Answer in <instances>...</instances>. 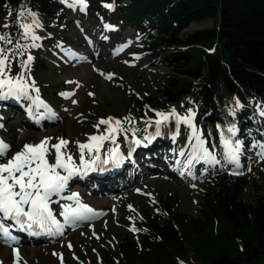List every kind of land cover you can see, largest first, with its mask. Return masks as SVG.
Listing matches in <instances>:
<instances>
[{
    "label": "trees",
    "instance_id": "obj_1",
    "mask_svg": "<svg viewBox=\"0 0 264 264\" xmlns=\"http://www.w3.org/2000/svg\"><path fill=\"white\" fill-rule=\"evenodd\" d=\"M73 5L95 23L116 13L115 22L141 37L138 47L172 70L162 96L135 97L125 113L114 114L119 123L105 138L130 137L142 143L141 156L156 157L161 141L174 138L164 126L191 110L210 154L201 165L209 178L198 216L181 212L167 194L133 237L90 264H264V194L257 192L264 188V163L252 173L264 141V0H0L9 13L0 26V62L10 79L28 81V64L40 59L26 20L54 35ZM207 21L212 28L188 31ZM162 115L170 116L164 125L157 123ZM249 186L256 190L253 204L244 199Z\"/></svg>",
    "mask_w": 264,
    "mask_h": 264
},
{
    "label": "rangeland",
    "instance_id": "obj_2",
    "mask_svg": "<svg viewBox=\"0 0 264 264\" xmlns=\"http://www.w3.org/2000/svg\"><path fill=\"white\" fill-rule=\"evenodd\" d=\"M73 9L74 14L62 31L54 35L42 31L33 18L26 20L31 38L38 41H34L37 45L33 47L40 55L39 61L46 63L37 68L39 61L30 62L26 83L10 79L0 62V144L3 149L0 166H10L18 161L25 163V175L17 185L33 178L44 195L57 187L60 193L53 199L59 217L72 206L75 198L85 208L98 210V215L92 216L89 224L70 225L68 232L56 239V248L48 258L50 264H90L111 253L124 237L136 234L139 220L146 217V212L154 213L153 208L158 209L155 203L167 194L173 196L176 208L181 212L190 217L198 216L200 193L209 178L208 168L201 165L210 154L202 134L195 128L191 110L188 111L190 116L176 114L175 121L164 126L174 138L181 135L176 154L177 144L169 136L167 141H161L164 149L154 154L156 157L149 153L141 156L142 143L130 137L105 138L119 123L114 114L125 113L135 97L147 93L158 98L162 96L159 88L172 70L161 66L152 54L138 47L141 37L135 29H124L121 23L115 22L116 13L100 17L99 24L91 27L94 18L88 19L81 6L73 5ZM8 19L9 13L0 10V26ZM104 23L117 26L111 38L108 33L102 36ZM212 27L213 22L209 21L193 24L188 31ZM44 36L47 41L42 40ZM21 87L23 90L19 91ZM10 93L13 96L8 102L13 106L6 109L1 102ZM21 97L25 98V109L20 104ZM31 102L35 109L40 104L35 118L28 114L33 111L29 108ZM186 102L187 98L180 105ZM261 116L264 117V110ZM27 120L33 124L26 123ZM259 147L260 154L252 166V173L264 163V141ZM101 149L102 154L99 153ZM114 149L120 150L119 158L126 166L122 173L126 170L130 174L137 165L143 177L131 184L121 178L122 186L114 189L103 186L111 183L116 174L107 180L101 178V174L90 175L89 180H84L86 167L97 159H104L105 163ZM135 149L138 157L132 153ZM46 158L52 163L50 167ZM72 173L86 182L74 181L67 186ZM258 185H262V181ZM29 191L31 188L23 187L16 199L21 201L23 194ZM255 191V187L249 186L244 193L245 201L253 204L257 199ZM257 192L264 194V188ZM31 195L32 191L30 198ZM0 246L7 250L11 247L4 242H0ZM41 247L27 244L20 248ZM3 261L6 264H34L26 253Z\"/></svg>",
    "mask_w": 264,
    "mask_h": 264
},
{
    "label": "bare ground",
    "instance_id": "obj_3",
    "mask_svg": "<svg viewBox=\"0 0 264 264\" xmlns=\"http://www.w3.org/2000/svg\"><path fill=\"white\" fill-rule=\"evenodd\" d=\"M100 55V54H99ZM9 97H7L4 101L1 103L4 104L5 108L7 109V106L10 107L9 100L12 98L13 93L8 94ZM26 102V101H24ZM25 104V103H24ZM40 105V104H38ZM34 106V102H31V108L30 110H33L32 112H29L28 114L31 116V118L34 116L36 117V110ZM19 105H17L18 107ZM25 109V108H24ZM43 111V109H41ZM41 112H39L40 115ZM1 117V116H0ZM26 123L33 124L30 122V120H27ZM154 137H148L147 142L152 143L154 141ZM2 145L0 144V151L2 152ZM99 153H103V150L101 149ZM3 156V153L0 154V157ZM120 156V150L116 151L114 155H109L108 163L110 166L115 167V172H111L109 168H106V175H108L104 180H107L109 178H114L115 174L112 175L111 173H116V178L113 179L111 183L106 184V186H103L106 189H114L116 187L122 186L120 179L123 178L127 180L128 184H131L134 182L133 180H138L139 178L143 177V175L140 173L139 169L137 168V165L134 169H132V172L130 174L122 173L125 169V165L122 163V161L119 158ZM105 157V155H104ZM118 157V158H117ZM48 167L51 166L50 159L46 158ZM52 160V158H51ZM96 163H90V167H86L85 169V175L83 177H86V180H89V175L92 174V170L94 168V165ZM25 163L22 164L21 162H14L11 163L10 166H0V218L4 221L5 228L8 231V237L1 238L0 242H4L7 245L11 246L9 247V250L6 248L0 246V251L2 257H0V264H6L5 261L10 259L11 257H19L22 254L26 253L30 257V260L32 263H38V264H50L49 254L51 251H53L56 247H54V243L56 240L52 239H44V238H27L26 236L21 234V230L25 229L23 226V223L31 224L34 228L37 229V231L41 232L43 234V231L47 229H51L54 231L53 237L60 238L62 235L68 232V228L71 224L77 223V217H81L80 213L86 212V208L82 204V202L75 198L72 200V206L68 209L63 211V216L59 217L58 211L55 210V200L53 197H57L60 193L59 189L55 187L52 190H49L47 195H44L42 191L39 192V187L36 185V182L33 178L25 180L22 182L21 185H17L18 181H21V179L25 175ZM121 169V172H120ZM18 172L16 177L12 180L8 175L10 176L12 172ZM120 172V173H119ZM119 173V174H117ZM111 174V175H109ZM5 181H8V185H5ZM86 182L82 179H79L77 175H72V180H68L67 186H69L72 182ZM19 186V187H18ZM23 187L31 188L32 195L29 199L28 203L23 204V198L21 201L16 199V195L19 193L20 189ZM17 202L18 206L17 209L22 208L23 210V216H12L11 214L14 212L16 213L17 210L14 207V204ZM89 206V205H88ZM91 208V207H89ZM98 210H94V215H98ZM58 215V216H57ZM28 216V218H26ZM43 226L42 229H39V227ZM33 245V246H42L41 248H33L32 250H24L21 247V245Z\"/></svg>",
    "mask_w": 264,
    "mask_h": 264
}]
</instances>
